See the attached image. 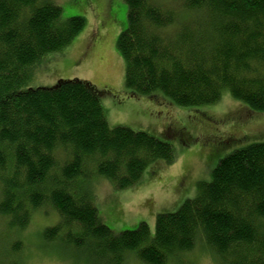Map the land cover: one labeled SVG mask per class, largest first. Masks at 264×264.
Instances as JSON below:
<instances>
[{"label":"trees","instance_id":"1","mask_svg":"<svg viewBox=\"0 0 264 264\" xmlns=\"http://www.w3.org/2000/svg\"><path fill=\"white\" fill-rule=\"evenodd\" d=\"M124 1L127 27L116 50L129 91L161 93L178 107L214 105L228 92L264 112V0ZM61 12L48 0H0V217L8 227L25 229L49 205L57 222L44 240L60 238L99 264L129 257L169 264L198 241L220 264H264V142L219 160L194 198L156 216L153 233L143 222L118 234L101 223L94 177L126 190L151 164H172L174 154L145 132L111 128L100 99L81 83L21 90L33 66L85 27L84 18L61 20Z\"/></svg>","mask_w":264,"mask_h":264},{"label":"rangeland","instance_id":"2","mask_svg":"<svg viewBox=\"0 0 264 264\" xmlns=\"http://www.w3.org/2000/svg\"><path fill=\"white\" fill-rule=\"evenodd\" d=\"M169 7L182 0H155ZM61 8V20L82 17L86 24L58 53L33 66L21 90L53 89L66 82L86 86L101 101L111 128L145 132L172 147L174 162L151 164L140 181L116 190L102 177L90 181L98 219L114 234L145 223L151 233L155 218L176 211L195 197L197 184L209 182L218 161L248 145L264 142V112H253L224 92L210 106L178 107L161 93L143 97L125 87L124 62L116 40L127 27L124 0H48ZM57 222L56 212L45 206L31 216L23 230H12L0 217V264H99L71 251L60 238L45 241L43 230ZM16 242L19 249L13 250ZM178 259V260H177ZM175 260L183 264H220L201 241ZM102 264V263H100ZM125 264H142L129 257Z\"/></svg>","mask_w":264,"mask_h":264}]
</instances>
